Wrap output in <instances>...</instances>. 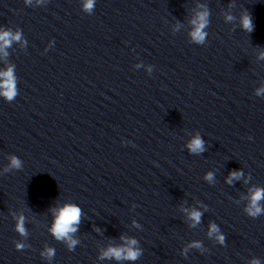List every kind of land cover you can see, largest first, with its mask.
I'll return each instance as SVG.
<instances>
[{
	"label": "clouds",
	"instance_id": "clouds-1",
	"mask_svg": "<svg viewBox=\"0 0 264 264\" xmlns=\"http://www.w3.org/2000/svg\"><path fill=\"white\" fill-rule=\"evenodd\" d=\"M25 3H31V0H25ZM95 0H85L83 5L84 10L87 12H91L94 8ZM227 19L231 20L232 17L229 16ZM194 25V30L191 32V36L194 41L197 43H202L207 35L204 31L206 26L208 25V12L204 10L202 12L197 13L196 18L192 21ZM242 27L244 30L251 32L253 30V22L250 15L245 14L242 17ZM21 39V33L17 31L16 33H12L11 31H2L0 32V52H4L6 47H10L12 41H19ZM6 56L7 53L4 52ZM264 57V54H262ZM260 91H264L261 89ZM16 92V80L13 72V68L10 66L5 71H0V95H3L7 100L11 101L15 98ZM259 94V92L257 93ZM189 151L191 153H201L204 149V141L200 138L199 135L194 137L190 143L187 145ZM12 166L20 167V161L15 157L12 158ZM242 173L232 172L230 173V178L228 183H231L233 179H239ZM213 178L212 173H208L205 177L208 181H211ZM264 200V189L256 188L251 191L250 195V203L248 208L246 209L248 215L252 217H256L264 212V208L261 207L260 201ZM55 212V221L54 225L51 229L52 234L55 236L57 240H64L68 242L69 249L71 250L75 244L76 240L72 239L71 234L77 231L76 225L80 222L81 217V209L75 205L68 204L59 208L58 210H54ZM190 219L195 223H199L201 213L199 211L193 210L189 213ZM17 231L21 235H25V229L23 227V217L20 218L17 224ZM212 233H217V239L223 243L224 237L219 234V230L215 224L211 225L209 235ZM128 247H110L103 254L102 258H115L116 260L128 259V260H136L140 255L138 249L132 247L136 244L135 240L127 241ZM194 247H199L200 245L194 244ZM17 248H23V245H17ZM55 254L54 249L48 248L45 253L42 255H46L47 257H52ZM252 264H259V261H253Z\"/></svg>",
	"mask_w": 264,
	"mask_h": 264
}]
</instances>
